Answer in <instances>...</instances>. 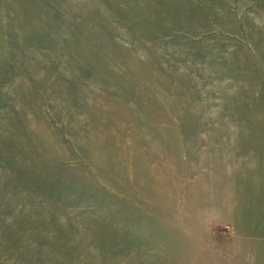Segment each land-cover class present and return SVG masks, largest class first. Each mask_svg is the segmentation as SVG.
I'll return each instance as SVG.
<instances>
[{
    "label": "rangeland",
    "instance_id": "obj_1",
    "mask_svg": "<svg viewBox=\"0 0 264 264\" xmlns=\"http://www.w3.org/2000/svg\"><path fill=\"white\" fill-rule=\"evenodd\" d=\"M0 264H264V0H0Z\"/></svg>",
    "mask_w": 264,
    "mask_h": 264
}]
</instances>
